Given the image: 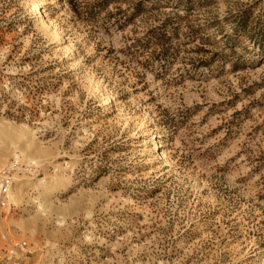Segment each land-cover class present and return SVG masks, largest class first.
<instances>
[{"label": "rangeland", "instance_id": "374dc122", "mask_svg": "<svg viewBox=\"0 0 264 264\" xmlns=\"http://www.w3.org/2000/svg\"><path fill=\"white\" fill-rule=\"evenodd\" d=\"M0 264H264V0H0Z\"/></svg>", "mask_w": 264, "mask_h": 264}]
</instances>
